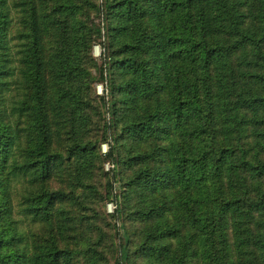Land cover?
Returning <instances> with one entry per match:
<instances>
[{"label":"trees","instance_id":"1","mask_svg":"<svg viewBox=\"0 0 264 264\" xmlns=\"http://www.w3.org/2000/svg\"><path fill=\"white\" fill-rule=\"evenodd\" d=\"M0 264H264V0H0Z\"/></svg>","mask_w":264,"mask_h":264},{"label":"rangeland","instance_id":"2","mask_svg":"<svg viewBox=\"0 0 264 264\" xmlns=\"http://www.w3.org/2000/svg\"><path fill=\"white\" fill-rule=\"evenodd\" d=\"M101 54H102V48L99 45H94L93 48H92V55H93L94 59H96V61H97L98 64H100L102 62L101 61V57H102ZM95 92H96L97 95L102 96L103 95V86L102 85H99V84H96L95 85ZM107 151H108L107 145H104L103 144L101 146V152H102V154H106ZM111 168H113V166H111L109 164H105L104 165V171H106V172H108ZM127 171L125 172V178L129 175V172H127ZM109 205L110 204H107V206H106V211H107L108 214H109V212H108V206ZM109 208L112 209L111 206Z\"/></svg>","mask_w":264,"mask_h":264},{"label":"built area","instance_id":"3","mask_svg":"<svg viewBox=\"0 0 264 264\" xmlns=\"http://www.w3.org/2000/svg\"><path fill=\"white\" fill-rule=\"evenodd\" d=\"M110 206L112 207V209L109 208ZM113 208H114V207L110 204V205L108 206V212H109V213H113Z\"/></svg>","mask_w":264,"mask_h":264}]
</instances>
